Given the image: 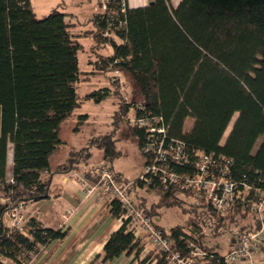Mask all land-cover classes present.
Instances as JSON below:
<instances>
[{
    "label": "trees",
    "instance_id": "16d2710c",
    "mask_svg": "<svg viewBox=\"0 0 264 264\" xmlns=\"http://www.w3.org/2000/svg\"><path fill=\"white\" fill-rule=\"evenodd\" d=\"M151 2L127 9L118 17L125 20L124 28L117 32L119 42L103 39L111 53L99 61L103 69L127 73L139 100L128 102L119 82L111 81V88L92 91L86 98L95 103L111 95L118 99L114 123L125 118L141 153L147 131L128 126L126 118L134 113L158 119L166 143L186 146L188 160L172 165L179 174L193 172L197 153L231 160L230 176L239 191L244 190L242 183L250 187L241 194L250 202L257 197L256 190L264 188V0H180L174 8L171 0ZM66 16L55 10L38 19L30 0H0V264H29L39 246L66 236V231L44 228L35 218L27 223L29 237L3 223L5 212L18 202L26 207L46 198L51 175L76 169L67 164L52 172L49 165V157L64 144L59 137L61 123L80 105L76 94L80 37L71 33ZM91 22L93 36L100 38L109 21L94 16ZM86 118L79 116L81 121ZM188 118L193 124L185 131ZM115 143L112 135L93 140L112 175L126 182L112 168L119 157ZM142 155L145 166L150 158ZM93 167L83 173L94 182ZM144 187L159 194L157 210L173 207L188 214L185 223L171 227L169 233L155 226L170 240L173 250L185 251L191 242L203 249L207 256L202 264H226L220 243L213 245L208 237L229 235L227 245L235 232L260 228L258 217L244 205L220 216L201 196L192 202L191 193L176 188L157 190L138 179L129 194ZM135 202L153 218L154 208L147 209L138 198ZM188 202L189 207L184 208ZM109 207L112 218L122 217L117 201L109 200ZM249 218L254 226L245 223ZM143 247L124 220L104 244L101 262L126 254L133 255L138 264H168L154 249L144 254Z\"/></svg>",
    "mask_w": 264,
    "mask_h": 264
},
{
    "label": "built area",
    "instance_id": "2783aa9c",
    "mask_svg": "<svg viewBox=\"0 0 264 264\" xmlns=\"http://www.w3.org/2000/svg\"><path fill=\"white\" fill-rule=\"evenodd\" d=\"M131 2L135 0H99L98 12L95 16H99L100 21L104 18L109 21L107 28L100 33L101 39H116L117 32L125 26V20L118 19V17L124 16L127 9L149 5L151 0H140L139 7L136 4L131 5ZM126 121L130 127L145 128L148 134L142 153L150 160L144 166V172L139 176L138 181L147 186L153 185L161 191L176 188L179 191L191 193L192 202L197 196H201L220 216H225L237 205H244L249 213L258 217L260 228L235 232L221 256L226 264H263L259 258V252L263 246L261 241L264 237V188L256 190L258 195L250 202L244 201L241 194L245 191L249 192L250 187L242 183L244 190L239 191L230 176L231 160L214 154L197 153L193 172L179 174L174 171L172 165H182L188 160L185 144L182 142L166 143V132L162 126L158 125V119L138 117L132 113ZM90 175L95 180L92 186L83 172H74L77 182L88 193L98 190L109 200L119 203L123 214L119 220H127L128 231L143 241L145 246L156 250L168 264H202L207 256L203 249L191 242L187 244L185 251L173 250L170 240L155 226L153 218L144 208L137 206L133 193L129 194L136 180L118 181L103 161L90 169ZM261 183L264 186V175ZM29 218L31 217L26 213L24 202H18L5 212L3 223L9 229L24 237H29L27 228ZM40 248L42 246H39L38 250Z\"/></svg>",
    "mask_w": 264,
    "mask_h": 264
},
{
    "label": "rangeland",
    "instance_id": "374dc122",
    "mask_svg": "<svg viewBox=\"0 0 264 264\" xmlns=\"http://www.w3.org/2000/svg\"><path fill=\"white\" fill-rule=\"evenodd\" d=\"M95 1V0H94ZM180 0H171V6L174 8ZM61 0H30V6L38 19H42L55 10L61 11ZM136 4L139 7L140 0L131 2V5ZM92 7V6H91ZM89 6H85L88 13H93L95 10ZM81 22V19H78ZM89 19H84L85 24L77 25V22L72 25L71 33L78 35L79 43L81 44L80 51L78 52V63L80 76L76 84V94L80 102L79 107L73 114L65 121H63L59 128V137L64 143L49 157V165L52 172L60 164H70V161L77 159V153L83 148L89 147L93 137H101L105 135H112L115 139L116 149L119 152V157L112 163V168L115 173L128 181H134L144 172L145 159L142 155L137 142L131 136L129 129L125 125V118L123 122L114 123V114L119 109V102L114 96H109L101 103H95L93 100H87L86 96L92 91L102 88H111V82H121L122 93L128 102H136L139 100L135 88L130 81L129 75L125 72L114 73L110 69H103L99 61L103 58H108L111 53V48L108 44L103 46V39L93 36V27L88 23ZM112 41L119 42L118 39ZM102 59V60H101ZM131 113V112H130ZM86 115L87 118L83 121L79 116ZM235 120L233 117L227 131L225 132L221 144L227 137L232 123ZM193 124V119L188 118L185 123V131H189ZM260 140L255 144L253 152L257 149ZM102 154L100 148H93L90 155L87 157V164L91 167L96 163ZM84 153H81V157ZM8 171H10V164L12 162V150L8 149L7 153ZM82 165V164H80ZM83 166V165H82ZM134 198L144 202L147 209H152V213L158 216L160 226L169 233L171 227L176 225H183L188 217L182 209L179 208H161L157 210V202L159 194L148 187L138 189L133 193ZM136 195L138 197H136ZM189 203H185L184 208L189 207ZM155 206V207H154ZM160 213L157 214L156 212ZM154 217V216H153ZM252 218L246 220L245 223L254 222L250 221ZM229 235H222L219 238L213 239L208 237L212 244L215 242L220 243L221 252L224 251ZM205 239H203L204 241ZM259 258L264 264V237L261 241ZM213 244V245H214Z\"/></svg>",
    "mask_w": 264,
    "mask_h": 264
},
{
    "label": "crops",
    "instance_id": "0c3cea01",
    "mask_svg": "<svg viewBox=\"0 0 264 264\" xmlns=\"http://www.w3.org/2000/svg\"><path fill=\"white\" fill-rule=\"evenodd\" d=\"M98 3L99 0H61L60 7L62 10L60 12L67 15L66 20L71 25H74L75 22L77 25H83L85 24L84 19H89L88 23L92 25L91 21L98 12ZM85 6H92L91 8L95 12L88 13ZM78 19L82 21L79 22ZM119 84L121 85V82ZM96 138L93 137L89 147L80 151L88 153L89 156L93 148H98L93 144V140ZM79 152H76L79 155L78 159L70 161L69 164V166L71 164L76 166L75 170L69 169L70 171H60L51 175L47 197L26 204L27 215L38 220L42 227L66 231V236L63 239L54 240L47 246L40 248L29 264H138L133 255L126 254L106 263L101 262L104 244L110 234L120 228L122 221L112 218L109 199L106 196H103L98 190L88 193L77 182L74 172H83L90 167L87 164L88 156L86 158L81 157ZM100 161H102V154L93 166ZM11 165L12 162L10 167ZM61 165L65 164L58 166ZM41 176L45 178L46 174L43 173ZM89 184L92 186L94 182L89 180ZM159 213L158 211L157 214ZM159 219L160 217L154 215L155 224L160 226ZM141 242L144 246V254L152 250V248L145 246L143 241Z\"/></svg>",
    "mask_w": 264,
    "mask_h": 264
},
{
    "label": "water",
    "instance_id": "95a60500",
    "mask_svg": "<svg viewBox=\"0 0 264 264\" xmlns=\"http://www.w3.org/2000/svg\"><path fill=\"white\" fill-rule=\"evenodd\" d=\"M149 5H152V2H150Z\"/></svg>",
    "mask_w": 264,
    "mask_h": 264
}]
</instances>
